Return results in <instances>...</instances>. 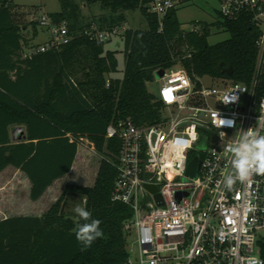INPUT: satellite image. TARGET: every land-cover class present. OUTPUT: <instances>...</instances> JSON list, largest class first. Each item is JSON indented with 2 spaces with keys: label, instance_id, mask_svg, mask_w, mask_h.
Wrapping results in <instances>:
<instances>
[{
  "label": "trees",
  "instance_id": "1",
  "mask_svg": "<svg viewBox=\"0 0 264 264\" xmlns=\"http://www.w3.org/2000/svg\"><path fill=\"white\" fill-rule=\"evenodd\" d=\"M84 1L85 6L100 4L108 15L83 23L78 0H60L61 11L49 16L55 23L67 24L72 40L60 49L28 56V48L37 45L30 47L23 35L13 0H0V172L9 165L20 169L32 182V200H38L70 172L83 139L102 156L93 186L68 184L41 217L17 216L0 222V264L126 262L129 242L124 226L133 212L112 198L120 142L107 138L109 126L126 119L141 126L160 122L162 103L147 85L155 81L157 71L170 70L178 61L192 76L234 83H249L255 73L259 30L246 16L224 19L222 26L230 38L209 45L210 26L185 31L178 8L168 10L161 22L150 10L152 0ZM137 9L149 28L122 34L125 70L123 78H115L118 53L106 50V43H96L85 31L93 24L99 29L121 27L125 13ZM31 24L36 38L39 21ZM230 67L232 76L223 72ZM17 126L25 127L26 133L13 140L11 129ZM73 197H79L82 205L86 197L87 210L101 221L103 236L87 250H82L74 233L79 217L66 212Z\"/></svg>",
  "mask_w": 264,
  "mask_h": 264
},
{
  "label": "built area",
  "instance_id": "2",
  "mask_svg": "<svg viewBox=\"0 0 264 264\" xmlns=\"http://www.w3.org/2000/svg\"><path fill=\"white\" fill-rule=\"evenodd\" d=\"M178 3L152 0L149 7L162 22ZM218 13L231 21L246 16L258 28L252 80L234 83L210 77L220 85L213 86L185 69L165 70L156 94L163 106L162 120L141 126L126 119L107 130V138L120 142L112 198L133 212L124 226L130 243L129 257L123 264L264 262V174L254 175L250 183L237 181L231 189L223 185L224 176L231 172L227 146L239 139L238 129L255 128L259 116H264V0H219ZM38 21L49 39L26 55L60 49L72 40L65 22L55 23L46 14ZM85 33L104 44L120 29H99L93 24ZM185 81L184 87L173 93L187 97L183 106L166 103L162 90ZM233 91L227 102L220 101ZM216 112L225 125H218ZM204 142L205 148H200ZM194 159L199 163L195 177H191L187 171Z\"/></svg>",
  "mask_w": 264,
  "mask_h": 264
},
{
  "label": "rangeland",
  "instance_id": "3",
  "mask_svg": "<svg viewBox=\"0 0 264 264\" xmlns=\"http://www.w3.org/2000/svg\"><path fill=\"white\" fill-rule=\"evenodd\" d=\"M179 3L175 6L178 8V18L180 22L184 25L185 31L194 30L201 25H209L211 29V35L208 38L209 45H216L220 42L226 41L230 38V33L222 26V22L224 19L218 14L219 10V0H177ZM13 2L17 5L14 8V13L16 21L23 28V35L26 40L29 42V46H36L42 44L43 41L40 37L35 38L33 35V25L32 21H37L38 18L42 14H53L61 11L62 6L60 0H13ZM78 2L82 5L84 21L83 23H89L96 18L107 15L106 13L101 14L105 10L101 8L100 4L88 5L85 6L84 0H78ZM97 15V16H96ZM148 22L142 12L137 10H130L126 12V21L125 23L119 27L120 33L115 35L109 42L105 44L106 50H111L117 52V57L119 60V70L117 73L112 74L115 78H123L124 70H125V60H124V41L122 38V34L124 32L123 29H134V30H148ZM43 31V29H39ZM49 37L48 33L46 35H41V37ZM30 49V48H28ZM184 52L187 53V49H184ZM189 54V53H188ZM188 54H185L184 57H187ZM173 70L184 69L181 65V62L178 61L177 64L172 68ZM156 74V73H155ZM203 81L207 85L220 86L218 81H213L209 76L203 77ZM163 83L162 79H157L155 77V81L149 83L148 90L156 95L158 94L159 87ZM88 147H92L93 145L89 140H85L83 142ZM96 151V150H95ZM97 152V151H96ZM100 155V154H99ZM102 156L94 155V158L90 160V167L92 168V172L95 173ZM25 196L22 194L19 201L16 202H6L4 203L9 208L8 213L10 214H25L27 211L22 209L25 204ZM80 204L82 205V201L79 197L74 198V202H69L66 207V212L71 214H75L74 208ZM19 207V208H18ZM134 240V237L131 238ZM128 242L130 240L128 238ZM130 247V246H129Z\"/></svg>",
  "mask_w": 264,
  "mask_h": 264
},
{
  "label": "clouds",
  "instance_id": "4",
  "mask_svg": "<svg viewBox=\"0 0 264 264\" xmlns=\"http://www.w3.org/2000/svg\"><path fill=\"white\" fill-rule=\"evenodd\" d=\"M185 84L186 81L177 85L176 88H164L162 90L164 101L168 104L175 102L182 107L187 97L173 93L179 91ZM236 91L226 94L220 101L227 102L230 98L229 94ZM232 99L235 100L238 97L232 96ZM215 115L218 125L220 127L225 125V120L221 118L220 114L216 112ZM255 125V128L250 127L247 130L238 129L239 139L227 146L226 150L232 157L230 161L231 172L223 178V185L227 189H231L237 181L250 183L254 175L264 174V116H259ZM86 205L87 199L85 197L83 206L78 204L74 208L75 214L79 217L74 233L77 241L82 245V250H87L96 239L103 236V231L100 228L101 221L92 217V213L87 210ZM248 264H264V262L258 259H250Z\"/></svg>",
  "mask_w": 264,
  "mask_h": 264
},
{
  "label": "crops",
  "instance_id": "5",
  "mask_svg": "<svg viewBox=\"0 0 264 264\" xmlns=\"http://www.w3.org/2000/svg\"><path fill=\"white\" fill-rule=\"evenodd\" d=\"M104 13L108 15L107 11H104L101 14ZM46 34V31H40V34H38L36 38L40 37L43 40L41 43H45L46 41H48L49 37H41V35L43 36ZM18 128L23 129V132H18L17 135H22L23 133H26L25 127H13L11 129V136L13 140H16V131ZM85 140L88 139H83V141L78 146L77 156L70 172L65 176L55 180L48 187L43 196L38 200H32V182L30 181L28 176L23 173L20 169L13 165H9L2 172H0V222L5 219L17 216L41 217L51 208L54 203L59 200L65 190V187L68 184L93 186L96 182L102 159L100 160V164L96 172L93 173L92 168L90 167V160L94 158V155H100L98 152L95 151V147L91 142L90 143L93 145L92 147H88L86 144H84L83 142ZM22 194L25 196V204L22 209H25L27 212L25 214L8 213L9 208H6L7 206L4 203L11 201H19ZM74 198L75 197L71 198V203L74 202Z\"/></svg>",
  "mask_w": 264,
  "mask_h": 264
},
{
  "label": "water",
  "instance_id": "6",
  "mask_svg": "<svg viewBox=\"0 0 264 264\" xmlns=\"http://www.w3.org/2000/svg\"><path fill=\"white\" fill-rule=\"evenodd\" d=\"M223 72L225 74L229 75V76H232L233 75V68H231V67L230 68H225ZM164 75H165V70H159V71L156 72L155 77L160 80V79H162L164 77ZM18 132L19 133H22L23 132V129H21V128H18L17 129V131H16V139L21 136V135H17ZM200 148H205V142L202 145H200ZM198 163H199L198 162V159H194L190 163V165L188 167V171H187V173H188L189 176L195 177L196 171H197V168H198ZM148 188L151 191H153V192L156 191V189L154 187L148 186Z\"/></svg>",
  "mask_w": 264,
  "mask_h": 264
}]
</instances>
